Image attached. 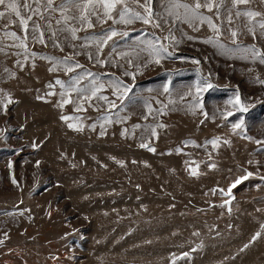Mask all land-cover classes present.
I'll return each mask as SVG.
<instances>
[{"label":"rangeland","instance_id":"1","mask_svg":"<svg viewBox=\"0 0 264 264\" xmlns=\"http://www.w3.org/2000/svg\"><path fill=\"white\" fill-rule=\"evenodd\" d=\"M166 2L151 4L160 27L92 17L94 26L78 31L79 39L57 31V47L40 19L45 43L28 35L25 50L7 47L12 41L4 38L0 97L11 96L12 103L0 105V264H264V145L256 142L264 141V64L243 51L253 45L264 53L258 25L264 0L243 6L262 14L254 20L234 17L235 44L227 31L220 38L235 51L205 43L217 39L206 23L161 18ZM128 4L143 13L133 0ZM68 14L79 13L73 7ZM205 14L217 24L223 19ZM52 16L56 30L59 13ZM10 30L23 36L17 26ZM112 30L117 35L103 43ZM149 42L163 43L171 56L150 62ZM66 58L82 67L65 71L60 61ZM85 72L94 75L77 87L91 88L94 80L103 88L81 102L72 86ZM205 78L214 87L201 94L203 107L193 112L192 97H180ZM124 85L131 91L118 99ZM66 89L71 95L62 98ZM236 93L244 112L228 104ZM62 99L72 102L61 107ZM224 111L234 115L225 118ZM240 119L244 123L234 129ZM133 125L140 127L133 132ZM213 138L215 147L206 144Z\"/></svg>","mask_w":264,"mask_h":264},{"label":"snow or ice","instance_id":"2","mask_svg":"<svg viewBox=\"0 0 264 264\" xmlns=\"http://www.w3.org/2000/svg\"><path fill=\"white\" fill-rule=\"evenodd\" d=\"M251 2V0H193L192 3L182 2V0H167L165 5H163L164 12L161 15H166L167 17H174L176 20H182L183 22H187L192 24L194 21H198L201 25L207 24L209 28L212 29L214 33L217 35V39H208L205 43L213 44L214 46H218L221 49H225L226 51H235L240 50L237 49H230L221 42L220 38L223 37L224 32L227 31L228 34L232 38V42L235 44L238 37V29L232 28V24L234 23L235 18L246 17L249 21L255 19V17L261 16L260 12L252 11L247 9L246 6ZM133 3L137 4L139 7L143 8V13L140 11L133 10L129 4L128 0H61L60 4H55L54 0H0V21H3V26L0 27V31L3 32V35L0 36V45L3 44L4 38L12 41L11 44L7 45V47H16L22 48L27 50V37L28 35H32L34 40H37L40 43H45L44 40V31L41 30V25L38 22L40 19L45 21L51 36L54 38V45L59 46L57 40H55L56 32L67 33L72 39H79L77 36V32L82 30L83 27L86 25L88 28H92L94 25L92 23V17H95L98 21L107 22L108 20H112L116 24H131L136 20H139L145 24L154 23L156 27H160V20L156 19L153 20L154 16H157L156 13L152 11L151 4L152 0H133ZM76 8L78 11V15H69L71 8ZM183 10L182 12L180 10ZM205 10L207 13H213L217 19H220L223 16L220 24H217L213 20V16L206 15ZM115 12V15L113 13ZM48 13V15H45ZM59 13V16L55 18V23L58 26L56 30L52 28V14ZM34 17L38 19H33ZM31 22V31L29 30V24ZM74 22V23H73ZM11 26H17L21 29L23 36L17 34V32L10 30ZM227 25V28L223 26ZM260 29L264 30V21L258 22ZM249 33L255 35L254 27H247ZM117 35L115 30H112L110 34H106L103 40V43H107V40L111 39L113 36ZM122 35L127 36L128 33L124 32ZM66 39L68 36L65 37ZM171 38L165 37V39ZM188 39H193V37L189 36ZM149 47L151 48L150 55L153 59L150 61L152 63L159 64L162 58L166 56H171V53L168 52L166 46L163 43H160L157 47L156 44H152L149 42ZM62 50V49H61ZM4 51V47H0V52ZM243 51L245 53H250L255 63L256 60H259V63L264 64V53H261L255 46L250 45L247 48H244ZM32 56H35V53H32ZM91 59V55H89ZM246 58V57H241ZM49 60H54V58H46ZM195 63H199V61H194ZM19 63V61H18ZM65 65V71L71 72L75 68L82 67L78 63L69 65V61L66 58L63 61H60ZM103 63V61H101ZM56 67H52L50 71H56ZM5 72H8L9 76L14 75L11 73L7 68L4 69ZM126 75L132 76L135 79L134 73H125ZM94 74L85 72L82 76H77L74 79V83L72 88L80 93V101H90L91 98L96 97L97 93L103 88V85H96L95 81L93 80L91 83L94 85L91 88H79L77 85L79 84L80 80L84 79L85 77L92 76ZM260 83L264 84V81H259ZM57 84H60L62 87L64 85L63 81L57 80ZM120 82H116V91L119 93L120 91ZM52 87V85H49ZM214 85L208 81L206 78L198 81L195 85L189 88V90L184 93L180 99L183 100L185 96H191L192 102L190 104L191 110L195 112L196 108H202V93L208 91L209 89H213ZM3 90H0L2 92ZM131 91L127 85L123 86V94L118 95V99H123L126 94ZM164 91H169L168 87L165 86ZM55 94V93H52ZM61 97L63 98L65 95L70 97L71 92L69 90H65V92L60 93ZM100 100L107 102L110 108L116 107L115 101H110L107 96H99ZM234 100H229L228 104H231L236 111L244 112L246 111L245 106H241L239 100V94L236 93L234 95ZM71 99H62L61 107L64 104L71 103ZM12 103L11 96L5 95L4 97H0V105H2L5 109L7 105ZM170 103H174V101H170ZM77 111H80L81 108L77 107ZM152 109L149 105V112ZM203 115L205 117L208 116L207 112H204ZM222 116L225 118L229 116H233L234 112L232 111H224L221 113ZM147 117H145L146 119ZM61 119L67 121L70 119H79V117H70V116H62ZM105 122H111L110 117H104ZM244 123L243 119H240L238 122L233 123L232 127L234 129H238ZM70 128L73 127L72 124L68 125ZM95 128V125L92 126ZM103 127V125H101ZM140 127V125H133V132L135 128ZM151 128V126H149ZM158 127H163V125H158ZM81 130V129H77ZM128 133V129H124L122 134ZM104 133L102 132L101 135ZM151 136H156L157 133L155 128H151ZM251 139V138H249ZM264 145V141H256ZM225 143H228L225 141ZM206 144H210L215 147L218 144V138H213L209 141H206ZM143 148H147L150 152H155L156 149L154 147H150L149 143H141L140 145ZM199 146V145H197ZM251 163V161L249 162ZM210 167H215V165H210ZM192 175H197L195 168L191 170ZM252 175L251 172L246 173L243 177H238L231 187H235L237 184L241 183L243 180H247L248 177ZM15 183V181H13ZM223 192V190H221ZM230 191V189H229ZM227 194V193H225ZM259 235V233H257ZM184 255H187L185 253ZM173 264L175 262L173 261Z\"/></svg>","mask_w":264,"mask_h":264}]
</instances>
